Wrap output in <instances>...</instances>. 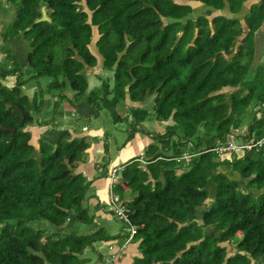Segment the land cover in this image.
I'll use <instances>...</instances> for the list:
<instances>
[{"label":"trees","instance_id":"trees-1","mask_svg":"<svg viewBox=\"0 0 264 264\" xmlns=\"http://www.w3.org/2000/svg\"><path fill=\"white\" fill-rule=\"evenodd\" d=\"M195 1L215 9L227 1L236 13L245 0ZM5 4L17 10L0 28V46L9 57L0 62V127L16 129H0V264H77L95 241L118 239L120 247L130 238L131 225L135 233L128 242H138L140 253L133 264H264V140L257 143L264 135V74L258 66L248 75L264 0L251 6L243 23L226 16L183 22L191 6L175 0H0V8ZM43 6L51 9L44 17ZM168 18L173 21L165 22ZM93 26L100 35L96 46L103 71L111 73L100 75V84L88 90L83 70L96 65L89 48ZM21 32L31 47L23 65L10 60L3 45ZM41 76L51 79L54 105L67 96L69 81L77 95L87 93L89 104L112 110L114 121L129 116V138L135 131L151 135L142 155L149 162L125 165L113 186L121 199L125 194L127 232L62 228L64 235L52 236L38 226H56L70 214L88 224L95 217L83 204L89 184L72 171L87 155V138H63L68 133L63 131L54 147L41 140L38 155L30 143L25 127L35 117L22 87L36 81L43 99ZM225 87L234 88L229 102ZM126 93L141 105L126 109ZM253 102L261 105L258 111ZM13 104L23 110V122ZM120 105L123 114L116 111ZM169 119L162 133L144 129L147 120ZM234 135L243 145L241 153L215 149L235 142ZM185 154L189 160L175 159ZM222 164L249 175L246 192L223 172L212 176ZM209 184L215 193L205 205ZM253 190L263 191L255 195Z\"/></svg>","mask_w":264,"mask_h":264},{"label":"crops","instance_id":"crops-1","mask_svg":"<svg viewBox=\"0 0 264 264\" xmlns=\"http://www.w3.org/2000/svg\"><path fill=\"white\" fill-rule=\"evenodd\" d=\"M184 1L183 2H180V0L176 1L177 3L190 4L191 6V12L186 17H184L185 19L183 18L184 20L182 19L183 22H185L187 19L196 20V18L199 16H207L209 20H212L215 16H226L230 18L237 17L243 23V18L245 14L249 12L251 6L259 3L261 0H245L241 5V9L236 13H233L230 11L227 1H225V6L223 9H215L200 1H195V0H184ZM209 11H210V14L208 15L207 13ZM168 19L170 20L167 22L173 21L172 18H168ZM6 24L7 23H5V25ZM262 25H264V21L261 24V26ZM261 26L259 29H262ZM99 36L100 35L98 33L97 27L93 26L92 27V41L89 47L91 51L96 55V65L94 67L86 65L85 69L83 70V72L86 74L88 78V90H91L100 84L99 83L98 85H94L90 87L89 85L91 83L90 77L92 76L95 78H99L98 74L100 75L102 70H104L103 68L104 58L99 53L98 48L96 46V41L99 38ZM22 39L25 40L24 36L22 37ZM239 43L237 42V45ZM254 44H255V38H254ZM23 53H26L25 54V57H26L28 52L24 51ZM253 59H254V56L252 58V61ZM24 62H25V58L23 59V62L21 61L22 65L24 64ZM105 73L107 72L105 71ZM12 82H13L12 78L8 80V84L11 85ZM65 89L67 91L66 94H68V100L71 99L72 101L69 100V104L64 105L62 107L63 113L61 117L63 116L64 119L59 121L56 119V113H54L53 107L54 106L55 108L60 107L62 101H60L59 105L56 106L53 103L54 98H48V97L43 96V99H41L40 96L38 95V88H37L36 81H30L26 83L25 85H23L22 93L27 95L29 99L32 100L34 105H36L37 107L38 106L42 107V108L46 107L45 110L49 112V113H46L42 119L40 118L41 123L37 122V123H33V125L27 126V129L31 132L30 143L34 146L35 152L37 151L39 154V144L41 140L55 144L58 136L63 131L68 132L67 136H69L70 140L75 137H86L87 141L89 142V146L86 149L87 155L84 159H81L77 162L75 168H72L73 173L80 177L81 182H86L89 184L88 189L85 194V198L83 200V204L88 205L89 213L94 214L95 217L100 216V215L105 216L106 215L105 213L107 212L108 209L114 210L112 202H111L112 200H114L117 207L122 209V211L124 212V205H123L122 199L125 197V194H124V197L121 199L118 195L114 194L113 186L119 180V176H120L119 172L125 165L129 164L130 162L134 160H139L143 163L149 162L145 158H143L142 155L145 150V147L152 142L151 135H147L144 133L142 136L140 134V131H135L134 135L131 138L128 137L127 140L119 147L120 149L118 151V156L115 161H112L111 156L108 154L110 143L108 144L106 143L107 142L106 141L107 137L105 136L106 133L103 132L102 130L103 126L99 122V117L101 115L100 112L103 111L104 107L102 106V109H100L101 106L95 107L94 104H89L86 101L87 93L85 92L84 94L77 95L78 91L73 90L71 88L69 81L67 82ZM27 90H31L30 94L26 92ZM32 95H34V97ZM34 99H36V102H34ZM40 100H42V102H40ZM125 102H126V105H125L126 109H130L131 106L141 105L138 101H131L128 93H126ZM121 106L122 105H120L119 108L123 110L122 107H125V106H122V107ZM52 111L53 113L52 115H50V112ZM120 114H123V112ZM48 120L52 121V126L48 125V123L46 122ZM130 120L131 118L128 116L127 118L123 120H119V121L113 120V123L116 128L126 131L129 135L130 134L129 132V121ZM153 121L151 122V120L150 121L147 120L143 122V124L147 125L149 128L151 126L153 127L152 130H148V131H156V132L162 133V131H159L155 128L157 127L155 123H157L158 121H156L155 123H153ZM117 124L121 125V127H119V125ZM164 129L165 128H163V132H164ZM235 142L238 143V141H235ZM105 145L107 146V150L104 149ZM186 155H189V154H185L183 156H186ZM178 158L179 157H176L175 159L177 160ZM222 172L228 175L229 178L235 179V180H237V177H240V178H246V181H247L248 176H249L246 174H240L238 172H235L232 169H230L227 165L225 166V169ZM214 174L215 172L213 173V175ZM149 178L151 180V176ZM119 217L123 219L122 216H119ZM69 218L65 220L67 224L65 226L66 228L64 229L68 232H76L77 231L76 229L78 228V226L79 225L82 226L83 224L85 226H91V225L96 226V224H98V227H96V229H90L88 231L81 230L77 232L90 233V232H95L99 227H102L100 226L97 220H93L91 224H88V223H84L83 221L79 220L75 215H72V214H70ZM72 225L73 227L71 228ZM130 238L128 240H130ZM95 242H99V240ZM106 242L107 243L112 242L113 244L117 243L115 246L116 247L118 246V239H113V240L111 239V240H107ZM131 243L136 244V242H132V241L124 242L122 245H120V247L118 246L119 249H117V251L120 250L121 247L122 249L123 248L125 249L126 246L128 244L131 245Z\"/></svg>","mask_w":264,"mask_h":264},{"label":"rangeland","instance_id":"rangeland-1","mask_svg":"<svg viewBox=\"0 0 264 264\" xmlns=\"http://www.w3.org/2000/svg\"><path fill=\"white\" fill-rule=\"evenodd\" d=\"M183 1L184 0H180V2H183ZM81 4L85 8L84 1H82ZM5 5L6 6L0 8V28H1L2 24L5 25V23H7L6 25H8L13 20V18L15 17V14H16V10H17V8L13 7L14 5H10V4H5ZM41 10H42L43 17L46 16L47 13L51 12V9H47V8H45V6H43L41 8ZM169 20L170 19H164L165 22L169 21ZM261 27H262V29H259L258 32H255L256 33V36H255V45L256 46H255V51H254V59L251 62V70H249L248 75L254 74L256 72V69H257L258 66H260L259 68H261V69H259L260 70V75L264 74V33H263L264 25H262ZM94 30H95V28H94ZM22 37H23V32H21L18 35H15L14 37H11V38L7 39L5 41V43L3 44V45H5L4 46L5 48H7L9 46L8 48H9V50L11 52V56H12V58L10 57V60L11 59H15L20 64H22L21 61L23 62V59L25 58V54H26V53H23V52L24 51L29 52L31 50L29 40H26L25 38H24L25 40H23ZM240 40H241V36L238 38V43H239ZM1 44H2V40H1V36H0V45ZM20 49H22V50H20ZM5 58H9V57H8L7 53L4 50L1 49V46H0V62H1V64L5 62ZM110 73H111L110 71L105 73V71L102 70L100 75L104 76V75H109ZM100 75L98 74V77ZM90 78H91L90 79L91 83L89 84L90 87L94 86V85H98L100 83V81H101L100 77L99 78H95V77L91 76ZM38 80H39V83H40L41 87L43 88V92H45L46 95L48 93H50L47 96L44 94V97L52 98V94H55V91L51 90L48 87L49 83L51 82L50 81L51 79L48 76H41V77L38 78ZM7 83H8V81H7ZM232 90H234V88H232V87H226V88H223V90H222V92L227 93L228 97H227L226 100L228 102L230 101V96L229 95L231 94ZM65 91H66V89H65ZM26 92H28L30 94L31 90H27ZM32 96L34 97V95H32ZM67 96H68V94H67ZM67 96L66 97L62 96L61 97L62 103H61L60 107H57V108L53 109L54 113H56V119L59 120V121L64 119L63 116L61 117V115L63 113V108L62 107L64 105H68L69 104V100H68ZM29 102H32V100L29 99ZM34 102H36V99H34ZM256 102L252 103L253 104L252 108L253 109L255 108V110H257L258 107L261 106V105H257ZM45 104H44V106H45ZM45 108L46 107H43V108L39 107L38 108L32 102L31 114L36 118L33 123H37V122L41 123V119L43 118V116L46 113H49V112H47L45 110ZM100 109H102V106H101ZM263 110H264V107H263ZM53 111L50 112V115H52ZM116 111L117 112H121V109L119 107H117ZM112 112L113 111L110 110L109 108L104 107L103 111L100 112L101 115L99 117V122L103 126L102 127L103 132L106 133V135H105L107 137V140H106L107 142L106 143L107 144L110 143L109 144L110 148H109V153L108 154L111 156L112 161H115L117 156H118V151L120 149L119 147L127 140L129 135H128V133L126 131H123V130L115 127V125L113 123L114 119L112 117V115H113ZM249 118H250V114L248 113L246 121H248ZM46 122L48 123L49 126H52V121L48 120ZM155 122H156V120L153 121V123H155ZM171 123H172L171 119L167 120L166 122L158 121L157 123H155V125L157 126L155 128L157 130L163 132V128H165V125L171 124ZM31 125H33V124H31ZM117 125H119V124H117ZM143 125H144V129H146V130H152L153 129L152 126L149 128L147 125H145V124H143ZM162 126H163V128H162ZM119 127H121V125H119ZM25 128H27V127H25ZM25 128H24V130H25ZM243 128H244V126H243ZM243 128H240V130H242ZM149 132L151 133V131H149ZM239 132H241V131H239ZM140 134L143 136L144 133L141 131ZM67 135L68 134L62 135V137L66 138ZM235 140L238 141L239 139L237 138V136L234 135L233 136V141H235ZM47 143H50V142H47ZM238 143H240V141H238ZM51 144H52L53 147L56 145V144H53V143H51ZM225 146H228V147L229 146H236L235 147V148H237L236 150L239 153L242 152V148H241L242 146L237 145V144H235L233 142L229 141L227 143H224V144L220 145V147H221L220 150H224L225 148H223V147H225ZM237 146H239V147H237ZM187 148L188 147H185V150ZM104 149H105V147H104ZM186 152H190V150L187 149ZM36 153L38 155L37 151H36ZM223 155H224V153H223ZM198 157H199V155H198ZM177 160H179V159H177ZM186 160H189V158L186 159ZM225 166H226L225 164H222L219 167H217L214 170H212V175H213L214 172L217 173V172L224 171ZM181 171H182V169H178V172H181ZM77 180H80V177L77 178ZM236 181L239 183L241 190L246 192L247 191L246 178L237 177ZM208 189H209L210 193H209V197L205 201V205H207L210 202V200L213 199L214 193H215L214 186L212 184L208 185ZM262 191L263 190H261V191L253 190L252 192L255 195H257V194L261 193ZM114 194L118 195L120 197L119 193L116 190H114ZM203 208H204V206H200L198 208V211H197L198 215H200V213H201ZM120 210L122 211V209H120ZM105 214H106L105 216H101L100 215V216L94 217V220H97L98 223L100 224V226H102L104 228V231L102 232V234L109 233V234H115L116 235V234H118L119 231L127 232L126 223L123 221L122 218L117 216V214L115 213L114 210L108 209ZM123 214L125 215L124 212H123ZM198 220L201 221L200 218ZM66 224H67V222L64 221L61 224H58L56 226H54V225L51 226V225H48V224L38 225V226L40 228H42V229L49 230L50 231V235H52V236H61V235H63L62 228L65 229L66 228L65 227ZM72 227H73V225L71 226V228ZM96 227H98V224H96V226H94V225L85 226L83 224L82 226L79 225L76 230L77 231H81V230L82 231H86V230L88 231L90 229H96ZM130 232H131V234L133 233L132 230H130ZM238 234H240V233H238ZM116 244L117 243L113 244L112 242H108L107 243L105 240L104 241L103 240H99V242H95L94 249H92L91 247L85 248V251L80 256L79 261L77 262V264H97L100 261V259L103 260V262H104L102 264H133L134 257L140 256V253H139V250H138V242H136V244H132V243H131V245L128 244L125 249L121 248L122 249V250L120 249L121 251L120 250L117 251V249H119V247L118 246L116 247L115 246ZM221 245L226 246V248L228 250L231 249V245L229 243H227V242L221 243ZM133 246H134V248H133ZM251 264H260V262H252Z\"/></svg>","mask_w":264,"mask_h":264},{"label":"built area","instance_id":"built-area-1","mask_svg":"<svg viewBox=\"0 0 264 264\" xmlns=\"http://www.w3.org/2000/svg\"><path fill=\"white\" fill-rule=\"evenodd\" d=\"M263 140H264V135H263V137L260 139V141H258L257 143L260 144ZM242 147H243V146H242ZM246 147L250 148L251 145H247ZM230 148H234V146L225 147V149H230ZM189 157H190V155H186V156H182V157H179V158H180V159H185V160H186V159H188ZM111 202H112V205H113V208H114L115 212H116L118 215H120V216L126 218L125 215L123 214V211H121L120 208L117 207V205L115 204L114 200H112ZM131 230H132L133 233L135 232L134 227H132V226H131Z\"/></svg>","mask_w":264,"mask_h":264},{"label":"water","instance_id":"water-1","mask_svg":"<svg viewBox=\"0 0 264 264\" xmlns=\"http://www.w3.org/2000/svg\"><path fill=\"white\" fill-rule=\"evenodd\" d=\"M12 108L18 113V115L21 119V122H23V120H24L23 110L16 104H13ZM0 129L6 130V131H11L13 133L16 128L12 127V126H3V127H0Z\"/></svg>","mask_w":264,"mask_h":264},{"label":"clouds","instance_id":"clouds-1","mask_svg":"<svg viewBox=\"0 0 264 264\" xmlns=\"http://www.w3.org/2000/svg\"><path fill=\"white\" fill-rule=\"evenodd\" d=\"M262 137H263V136H262ZM258 141H260V140H258ZM258 141H257V142H258ZM262 142H263V141H262ZM262 142H261V143H262ZM233 143H235V144H237V145H240V146H243V145L240 144V143H236V142H233ZM261 143H260V144H261ZM225 147H228V146H225ZM225 147H223V148H225ZM235 147H236V146H234V148L224 149V150H220L221 147H217V148H215V149L220 150L221 152H224V151H225V152H226V151L230 152V150L237 151V150H236L237 148H235ZM237 147H239V146H237ZM241 148H242V147H241ZM242 149H243V148H242ZM210 150H212V149H210ZM237 152H238V151H237ZM190 157H191V155H190ZM178 159H180V158H178ZM114 211H115V210H114ZM115 213H116V212H115ZM116 214H117V213H116ZM117 216L119 217L120 215L117 214ZM123 219L127 220V218H124V217H123ZM131 226L134 227L133 225H131ZM131 226L129 227V228H130L129 231L131 230ZM134 230H135V228H134ZM62 232H63V229H62ZM134 233H135V232H134ZM134 233L131 234V232H130V237H132V235H133ZM63 235H64V233H63ZM126 242H128V240H127ZM121 248H122V247H121ZM112 262H113V261H112Z\"/></svg>","mask_w":264,"mask_h":264}]
</instances>
